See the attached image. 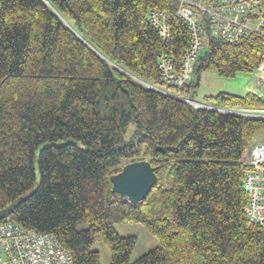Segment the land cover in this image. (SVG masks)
I'll return each mask as SVG.
<instances>
[{"label":"trees","instance_id":"16d2710c","mask_svg":"<svg viewBox=\"0 0 264 264\" xmlns=\"http://www.w3.org/2000/svg\"><path fill=\"white\" fill-rule=\"evenodd\" d=\"M176 6L0 0V209L22 198L0 222L53 234L73 264H99L95 241L108 246L109 264H264V223L245 215L241 162L264 119L195 109L154 88L195 97L207 69L253 72L264 37L230 42L207 33L178 90L162 80L156 56L178 63L188 28L173 17L162 40L147 22L150 9L173 14ZM206 100L264 109V97L251 91ZM139 159L157 180L133 204L111 192L110 176ZM117 222L142 223L159 245L130 262L136 238L117 234Z\"/></svg>","mask_w":264,"mask_h":264},{"label":"built area","instance_id":"2783aa9c","mask_svg":"<svg viewBox=\"0 0 264 264\" xmlns=\"http://www.w3.org/2000/svg\"><path fill=\"white\" fill-rule=\"evenodd\" d=\"M173 17L187 26L190 33L189 47L178 63L171 56L162 53L156 58L162 80L178 90L183 89L190 79L194 61L204 46L203 38L207 33L230 42L251 33L264 37V0H177L173 14L161 9H150L147 22L157 30L162 40H166ZM252 73L254 86L264 89V52ZM154 88L166 95L172 94L169 96L195 109H214L222 113L264 119V109L216 107L195 97L183 96L164 88ZM241 162L246 166L242 177V184L248 193L245 215L250 222L264 223V142L247 147ZM0 264L73 262L70 252L53 234L24 228L15 221H1Z\"/></svg>","mask_w":264,"mask_h":264},{"label":"rangeland","instance_id":"374dc122","mask_svg":"<svg viewBox=\"0 0 264 264\" xmlns=\"http://www.w3.org/2000/svg\"><path fill=\"white\" fill-rule=\"evenodd\" d=\"M203 42L204 46L200 50V55H202L206 49L205 37L203 38ZM253 80L254 75L252 72H239L232 77H223L214 69H207L200 75L195 98L199 101H207L206 99H209L210 96L218 92L244 94L247 91H254L264 97V89L260 90L254 86ZM130 128L131 127H129V129ZM258 142H264V129L258 130L253 137L252 144ZM36 175L38 181L37 170ZM113 227L120 236L130 235L136 238L135 245L129 256L130 262L138 259L143 254L159 245L158 239L140 222H117L113 224ZM91 249L99 253V264L110 263V250L104 242H93Z\"/></svg>","mask_w":264,"mask_h":264},{"label":"water","instance_id":"95a60500","mask_svg":"<svg viewBox=\"0 0 264 264\" xmlns=\"http://www.w3.org/2000/svg\"><path fill=\"white\" fill-rule=\"evenodd\" d=\"M115 66L124 73H127L121 67ZM131 76L136 78L133 75ZM146 84L150 86V84ZM154 170V167L147 159H139L125 163L118 172L110 176L111 192L118 194L121 198L127 199L130 203L136 204L140 202L146 197L157 180V175ZM21 200L22 198L19 197L7 206L1 208L0 220L6 219Z\"/></svg>","mask_w":264,"mask_h":264},{"label":"bare ground","instance_id":"6f19581e","mask_svg":"<svg viewBox=\"0 0 264 264\" xmlns=\"http://www.w3.org/2000/svg\"><path fill=\"white\" fill-rule=\"evenodd\" d=\"M81 37V36H80Z\"/></svg>","mask_w":264,"mask_h":264}]
</instances>
